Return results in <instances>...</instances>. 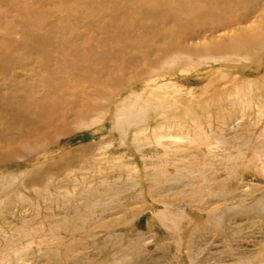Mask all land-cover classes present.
<instances>
[{
	"label": "rangeland",
	"instance_id": "rangeland-1",
	"mask_svg": "<svg viewBox=\"0 0 264 264\" xmlns=\"http://www.w3.org/2000/svg\"><path fill=\"white\" fill-rule=\"evenodd\" d=\"M0 264H264V0H0Z\"/></svg>",
	"mask_w": 264,
	"mask_h": 264
}]
</instances>
